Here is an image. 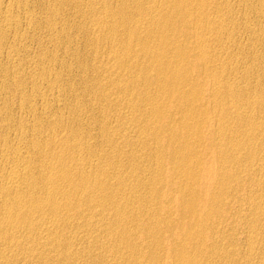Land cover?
<instances>
[{
    "label": "bare ground",
    "instance_id": "bare-ground-1",
    "mask_svg": "<svg viewBox=\"0 0 264 264\" xmlns=\"http://www.w3.org/2000/svg\"><path fill=\"white\" fill-rule=\"evenodd\" d=\"M0 264H264V0H0Z\"/></svg>",
    "mask_w": 264,
    "mask_h": 264
}]
</instances>
